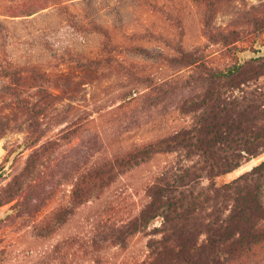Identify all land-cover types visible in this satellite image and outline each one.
I'll return each instance as SVG.
<instances>
[{
    "label": "trees",
    "instance_id": "1",
    "mask_svg": "<svg viewBox=\"0 0 264 264\" xmlns=\"http://www.w3.org/2000/svg\"><path fill=\"white\" fill-rule=\"evenodd\" d=\"M10 1L8 14L14 18L58 5L75 32L98 35L102 53L90 56L54 49L60 66H67L61 71L16 63L7 53L9 33L0 19V138L26 123L25 145H39L46 133L43 118L58 101L75 98L83 83L107 70H125L147 83L149 89L142 97L150 106L173 104L192 118L188 125L98 160L91 145L81 153L63 154L64 145L82 128L74 120L36 147L4 188L0 206L18 199L19 214L33 215L54 198L59 180L70 181L68 200L35 225L38 237L50 236L82 207L103 199L128 173L162 155L168 160L145 182L144 202L138 209L126 210L117 199L107 201L85 233L59 240L35 264H90L92 260L108 264L104 252L127 249L138 234L146 236L148 252L143 259L123 264H264V159L232 179L220 180L264 154V54L219 66L186 50L180 16L176 17L178 38L149 32L151 38L158 36L171 46V53L120 41L108 24L71 11L64 0ZM190 1L202 10L209 39L227 45L239 40L238 31L231 37L212 29L224 0ZM148 4L167 17L172 15L164 5ZM244 18L258 32L264 31V15L245 12ZM137 36L148 35H130ZM126 54L157 58L192 71L187 77L157 81L134 73L122 57Z\"/></svg>",
    "mask_w": 264,
    "mask_h": 264
},
{
    "label": "rangeland",
    "instance_id": "2",
    "mask_svg": "<svg viewBox=\"0 0 264 264\" xmlns=\"http://www.w3.org/2000/svg\"><path fill=\"white\" fill-rule=\"evenodd\" d=\"M148 2L160 7L164 5L172 15L167 17ZM10 3V0H0V19L6 23L9 33L6 49L10 60L20 64H43L50 70L61 71L67 66H60L59 59L53 55L54 49L90 56L102 53L98 35L82 36L75 32L60 15L58 5L53 4L31 16L14 18L8 14ZM63 4L73 12L97 17L112 28L117 39L128 44L140 43L172 53L171 46L158 36L151 38L149 32L178 38L180 28L176 17L180 16L185 30L184 47L204 55L211 64L226 66L242 58L264 54V31L258 32L244 20L245 12L259 13V18L262 17L264 0H224L220 4L212 29L231 37H234V31H238L239 40L231 45L209 39L202 10L190 0H64ZM134 33L148 36L130 37ZM122 57L134 73L151 75L157 81L187 77L192 71L190 67H175L160 59L138 54ZM105 73L83 83L75 98L58 101L43 118L46 133L39 145L56 137L74 120L82 128L64 145L63 154L81 153L91 145L94 159L98 160L192 122L191 116L182 114L173 104L150 106L144 102L142 93L149 87L147 83L135 80L129 72L107 70ZM28 136L27 124L24 123L22 128L10 130L0 138V196L39 146L25 145ZM262 159L264 154L220 180L232 179ZM167 160L168 157L162 155L128 173L103 199L82 207L69 223L47 237L36 236L35 225L68 200L72 189L70 181L59 180L54 198L33 215L19 214L16 208L18 199L1 205L4 208L0 210V264H35L59 240L71 234L85 233L96 213L111 199L123 201L126 210L138 209L144 202L145 182ZM147 252V238L138 234L127 249L112 248L103 255L108 264H123L143 259ZM90 264H98V261L92 260Z\"/></svg>",
    "mask_w": 264,
    "mask_h": 264
},
{
    "label": "water",
    "instance_id": "3",
    "mask_svg": "<svg viewBox=\"0 0 264 264\" xmlns=\"http://www.w3.org/2000/svg\"><path fill=\"white\" fill-rule=\"evenodd\" d=\"M3 208H4V206L0 207V210L3 209Z\"/></svg>",
    "mask_w": 264,
    "mask_h": 264
}]
</instances>
